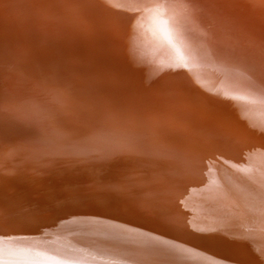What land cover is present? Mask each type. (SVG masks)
<instances>
[{
  "label": "bare ground",
  "instance_id": "obj_1",
  "mask_svg": "<svg viewBox=\"0 0 264 264\" xmlns=\"http://www.w3.org/2000/svg\"><path fill=\"white\" fill-rule=\"evenodd\" d=\"M100 1L103 16L87 1L86 17L114 48L134 44L139 56L143 50L156 73L129 95L161 145L146 159L158 199L148 197L140 178L110 174L123 172L127 163L136 176L144 171L136 157H121L117 145L104 149L108 140L101 142L106 136L101 133L114 139L120 127L109 119L112 113L90 112L78 102L93 96L90 88L81 86L82 95L69 91L71 77H80L81 70L66 65L59 73H45L40 66L47 56L42 49L63 42L42 17L44 12L50 18L52 6L0 0V207L7 209L3 214L29 217L22 227L32 235L0 241V250L38 256L63 236L71 242L63 261L264 264V168L248 169L235 158L228 144L235 133L220 107L241 115L232 106L237 103L264 128V0H166L161 10L153 7L158 0ZM21 6L43 12L14 13ZM206 87L215 100L206 96ZM249 131L255 133L252 141L261 139L257 126ZM249 158L256 164L260 157ZM174 203L181 207L173 209ZM153 204L168 215L153 218L150 228L136 215ZM56 216L78 218L63 222L61 231L42 234L40 228Z\"/></svg>",
  "mask_w": 264,
  "mask_h": 264
},
{
  "label": "water",
  "instance_id": "obj_2",
  "mask_svg": "<svg viewBox=\"0 0 264 264\" xmlns=\"http://www.w3.org/2000/svg\"><path fill=\"white\" fill-rule=\"evenodd\" d=\"M87 1L90 3L93 2L97 10L96 14H101V16H103L104 3H102L100 0H43V2L48 5V7L52 6L51 8H53L56 13L59 10L58 15L55 12H51L52 15L50 16V18H47V16H45L47 13H44L43 11L31 10L30 12L28 11V7L26 6H21L22 8H20L18 11L16 10L17 12L14 13H23L24 15H28L26 12H29L32 15H39L41 12H43L44 16L42 17H44L45 20L48 19V24L57 30L56 33L63 39V42L46 46L42 49L43 53H45L47 56H45L44 61L40 63V66L42 67V69H44L45 73H59L62 67H67L66 65H69L68 67H76L77 70H81L79 74L81 75L80 77L76 76L75 74L71 77L73 85L72 87H70L69 91H74L76 94L79 92L80 94L77 95H82L81 93L83 92H81L80 90L81 86H87L88 88H90L93 92V96H90V98H88L90 100L81 96L82 98H80L78 102H80V104L90 112H94L95 110H97L99 111V113H102L105 116L108 112L112 113L110 116H115L109 117V119L112 120L113 123H115L118 127H120L117 134L118 136L115 135L114 139H112V136L109 133H101V135H106L105 137L100 136L101 142H103L104 140H108V142L105 141V145H103L104 149L109 151V147L112 146L111 144L117 145L118 147H114L121 150L119 152V154H121V157H136V160L139 161V165L141 166L142 171H144L142 173V177L141 175L136 176L134 170H131L130 168L128 169L130 165L129 163H127V167L124 166L125 168L123 172L114 169L110 174L112 176L121 174L126 176V179L129 180H137L136 178H140L141 180L139 179V181L141 182L142 186H144V188L148 190V197L150 199L152 197L158 199L155 196L156 194L153 195V190L157 185V182L152 178L149 179L148 175L149 173L152 174V172L148 167L149 165L148 162H146V159L148 160L149 153L153 154L155 148L161 147V145H159V142L157 141L158 139L155 135L154 129L149 124L148 120L141 115L142 112L133 104L134 102L131 101L132 97L129 95L131 94V92L132 94H134L137 90H141V87L144 85L143 82L145 81V78H148L149 76L152 77V75L155 73L153 71L154 68H152L149 63L143 59V57H145V52L143 50L140 52L143 57L141 55L139 56L138 50L134 44L126 43V46H128V50L123 49V45H120V47L117 48H114L112 44L109 45L106 40V33H104L99 25L96 24L95 26L91 22V20L86 17V13L89 12L88 10H90ZM78 2H81L84 8L79 6L77 7L76 4H78ZM6 5L9 10H14L12 4L8 3ZM56 7H59V9L57 10ZM66 40L68 41V43H66ZM50 56L52 57L51 61L49 60ZM183 74L186 75L187 73L185 72ZM44 75L46 76V74ZM156 76L161 78L159 74H157ZM80 78H82V80H80ZM188 85L193 84L188 83ZM195 86L196 85L194 84L193 87ZM203 90L207 94L205 95L208 98L210 97L209 99L212 98L213 100H215L216 96L210 89L206 87L203 88ZM183 91L184 90H182V92ZM84 93L92 95L90 94V92H88V90ZM73 99L77 101L75 98ZM82 100L85 104H82ZM221 104V111L223 110V112H225V117L227 116L226 119L229 124L228 126L232 130L229 131L232 132V134L237 133L238 137L241 134V137H243V139H246L244 140V142L242 141V139L239 140L235 134L232 135L234 142L228 144L232 147V149H234V151L232 152L233 155L239 163H241L248 169L254 170L251 167H257L256 165L259 164L261 167L260 170H262V168H264V156L262 155V153L260 154V150L264 151V128L259 124V126L256 125V120L254 121L253 118L244 113L240 108L242 107L241 105L232 102V106L235 109H239V113L241 115H230L227 112V109L223 108V104ZM241 120L245 122V124L247 125L246 127L242 125ZM255 126H257L260 131H262L261 139L257 136V138L255 139L256 142L255 140L252 141L249 137H254L253 135L255 133L253 134L251 131H249V129H254ZM246 141L250 142L246 143ZM251 153L258 156V158L260 157L259 161L256 164L251 160V158H249V155ZM194 155L195 157L199 158L195 152ZM164 161L163 163L165 164L166 160ZM200 161L202 160L200 159ZM205 165L207 166V163H205ZM207 168L209 169L208 166ZM137 203H139V201L132 203V208L135 210L139 209V206H136ZM176 204L178 203H174L171 207L175 210H178L181 206H178ZM7 207L11 208V205ZM3 209L4 208L0 207V241L2 243L19 242L22 238L32 236L30 234H25V230L22 227L27 219H29V217L21 219L13 214L6 215L3 213H6L4 211H6L7 209ZM140 211L142 210L140 209ZM162 211L165 210H163L160 205L153 204V209H149L146 212L143 210L139 215L136 216H139L140 219H145L147 221V224H145L150 228H154L156 221H154L153 218L157 219L161 215H168V213ZM167 211H170V209H167ZM77 218L78 217L76 216H62L61 218H58V216H56V218H52V221L50 223L46 224L44 222V227L40 228L41 233L48 234V232L55 231V229L57 230V232L61 231L63 229L61 225L63 222L73 221ZM79 218L84 219V217ZM23 221L25 222L23 223ZM43 221L44 220H40L39 222L43 224ZM6 231H10V233L8 232V234ZM159 235L161 234H158V236ZM163 239L168 242H173L169 241V239L165 237ZM61 244L65 246V249ZM69 244L71 245L70 240H64V237L60 236V238H58L57 240H53L50 242L49 248L46 249L45 253L39 254L38 256L27 258L26 256L19 253L10 252L9 250L3 249L0 250V259L20 261V263L16 264H123V261H121L120 259H111L107 257H104L102 258V260H99L95 263H80L60 260L61 258H64L61 255L62 251L65 253L67 250L71 249ZM57 246L59 247V249H61V251L58 250ZM51 248L58 250L57 252L59 254L50 251ZM75 248L77 249L78 247ZM207 253L215 258H222L221 256L215 255L214 252L209 251ZM196 256L201 257L198 254ZM134 260L139 261L138 258H134ZM203 261L205 260L203 259ZM227 262L229 261L227 260ZM165 263L169 264L168 262ZM0 264L13 263L0 262Z\"/></svg>",
  "mask_w": 264,
  "mask_h": 264
},
{
  "label": "snow or ice",
  "instance_id": "obj_3",
  "mask_svg": "<svg viewBox=\"0 0 264 264\" xmlns=\"http://www.w3.org/2000/svg\"><path fill=\"white\" fill-rule=\"evenodd\" d=\"M153 7L157 10L163 9L166 7V0H158V2L153 5Z\"/></svg>",
  "mask_w": 264,
  "mask_h": 264
},
{
  "label": "rangeland",
  "instance_id": "obj_4",
  "mask_svg": "<svg viewBox=\"0 0 264 264\" xmlns=\"http://www.w3.org/2000/svg\"><path fill=\"white\" fill-rule=\"evenodd\" d=\"M259 2H260V0H259ZM261 4H263L264 5V2H261ZM263 8V7H262ZM264 9V8H263Z\"/></svg>",
  "mask_w": 264,
  "mask_h": 264
}]
</instances>
